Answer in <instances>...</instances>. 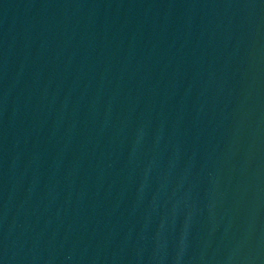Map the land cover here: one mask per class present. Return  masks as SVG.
<instances>
[{"label": "water", "instance_id": "1", "mask_svg": "<svg viewBox=\"0 0 264 264\" xmlns=\"http://www.w3.org/2000/svg\"><path fill=\"white\" fill-rule=\"evenodd\" d=\"M2 264H264V0H0Z\"/></svg>", "mask_w": 264, "mask_h": 264}, {"label": "snow or ice", "instance_id": "2", "mask_svg": "<svg viewBox=\"0 0 264 264\" xmlns=\"http://www.w3.org/2000/svg\"><path fill=\"white\" fill-rule=\"evenodd\" d=\"M0 264H2V262H0Z\"/></svg>", "mask_w": 264, "mask_h": 264}]
</instances>
